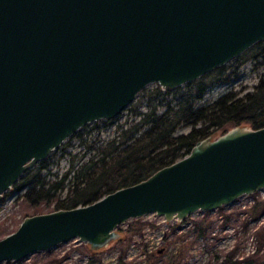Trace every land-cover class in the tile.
<instances>
[{"label":"water","instance_id":"95a60500","mask_svg":"<svg viewBox=\"0 0 264 264\" xmlns=\"http://www.w3.org/2000/svg\"><path fill=\"white\" fill-rule=\"evenodd\" d=\"M259 41L264 0H0V203L28 169L147 85L171 91ZM262 190L264 126H233L94 203L24 218L0 239V264L73 239L97 252L127 221L181 223Z\"/></svg>","mask_w":264,"mask_h":264},{"label":"rangeland","instance_id":"374dc122","mask_svg":"<svg viewBox=\"0 0 264 264\" xmlns=\"http://www.w3.org/2000/svg\"><path fill=\"white\" fill-rule=\"evenodd\" d=\"M232 63L224 65L227 72L232 70ZM263 73V68H255V61L248 54L236 77L209 87L196 105L207 104L228 91L239 94L251 91ZM156 86L152 83L140 90L117 117L94 121L81 128L83 141L78 136L68 138L66 145L63 143L47 158L49 169L61 176L72 160L76 162L88 156V145L105 143L117 135L120 125L127 127L132 120H138L135 109L146 111L149 105L158 102L159 97L150 95ZM167 98L173 100V95ZM189 129L182 126L178 132ZM223 132L219 130L212 137ZM19 195L11 192L0 203V239L15 232L24 218L54 210V203L33 208ZM118 230L122 238L97 252L73 239L19 262L2 264H261L264 261V190L240 197L212 212H195L181 223H166L162 217L149 214L127 221Z\"/></svg>","mask_w":264,"mask_h":264},{"label":"trees","instance_id":"16d2710c","mask_svg":"<svg viewBox=\"0 0 264 264\" xmlns=\"http://www.w3.org/2000/svg\"><path fill=\"white\" fill-rule=\"evenodd\" d=\"M248 54L255 68L264 70V41H259L232 60L229 72L221 66L171 91H162L157 85L150 95L159 97L158 102L146 111L135 109L138 120H132L127 127L120 125L117 135L105 143L88 145V156L72 160L61 176L49 169L47 159L39 161L5 196L19 193L18 197L33 208L54 203L53 211L85 206L140 182L219 130L242 124L254 129L263 127L264 73L251 91H228L207 104L196 105L209 87L236 77ZM169 95L173 100H168ZM182 126L190 129L179 133ZM81 135L79 130L72 136L83 141Z\"/></svg>","mask_w":264,"mask_h":264}]
</instances>
